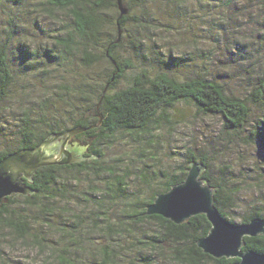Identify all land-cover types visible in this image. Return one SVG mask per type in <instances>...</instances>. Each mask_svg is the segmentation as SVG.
<instances>
[{"label": "trees", "instance_id": "1", "mask_svg": "<svg viewBox=\"0 0 264 264\" xmlns=\"http://www.w3.org/2000/svg\"><path fill=\"white\" fill-rule=\"evenodd\" d=\"M123 1L129 13L118 23V0H0V160L51 134L89 128L72 140L87 147L88 159L39 168L27 182L34 192L9 196L0 207L1 264L20 246L36 250L39 264H233L239 259L215 258L197 245L211 228L205 214L181 224L146 214L159 194L185 180L192 162L205 166L202 178L227 220L264 218V61L259 64L260 51L244 35L253 22L247 3L258 0ZM36 7L59 20V33L50 36L40 23L31 33L27 24ZM220 8L221 16L215 14ZM27 29L33 36L40 29L52 45L34 44ZM171 31L195 43L225 41L226 74L208 69L203 48L190 59L189 52L174 54L181 44L164 48L159 41ZM128 39L143 66L126 50ZM75 62L94 74L77 73ZM239 69L253 86L247 96L221 80L241 78ZM132 70L138 71L120 86ZM209 118L223 122L221 134L210 131L187 146L178 164L160 165L165 133ZM251 121L246 140L262 155L253 172L236 167L221 146L225 132L248 130ZM126 134L145 136L132 141L136 156H110L107 148ZM249 190L255 195L244 206L241 196ZM243 249L264 252V235L246 236Z\"/></svg>", "mask_w": 264, "mask_h": 264}, {"label": "water", "instance_id": "2", "mask_svg": "<svg viewBox=\"0 0 264 264\" xmlns=\"http://www.w3.org/2000/svg\"><path fill=\"white\" fill-rule=\"evenodd\" d=\"M118 6L121 13L119 23L129 13V8L123 0H118ZM119 34H122L121 29ZM103 118L101 114L98 126L102 125ZM87 129L72 128L51 134L37 146L12 152L0 160V207L9 196L32 194L34 189L27 182L34 181L39 168L70 165L88 159L85 156L86 146L72 141L75 135ZM204 170L203 164L192 162L185 180L159 194L153 203L148 204L146 214H159L177 224L195 215L205 214L211 228L197 242L205 253L215 258H238L233 264H264V252L243 249L246 236L264 235V218H255L248 223H232L222 216L215 206V190L202 178Z\"/></svg>", "mask_w": 264, "mask_h": 264}, {"label": "rangeland", "instance_id": "3", "mask_svg": "<svg viewBox=\"0 0 264 264\" xmlns=\"http://www.w3.org/2000/svg\"><path fill=\"white\" fill-rule=\"evenodd\" d=\"M31 1L35 2V1H40V0H31ZM44 1H46V0H44ZM262 2H264V0L263 1L258 0V2H256V3L255 2L254 3L253 2L247 3L250 7V11H253L252 12L253 16H251V15L248 16L249 19L252 17L253 22L247 26L248 27L247 33L244 31V35H246V37L249 38L248 41L251 42L253 40L252 41V43L254 42L253 47H256L260 51V53L256 52V54L260 55V58L258 60L259 64H260V62L264 61V5L262 4ZM194 8L197 9V7L193 6L192 9H194ZM36 10L37 11H35V10L32 11L33 12L32 17L30 18L29 24H27V28H29L31 30V33L33 31L32 28H35V25L37 23L38 24L40 23L44 26V28H47L49 31L48 34H50V36L52 34L58 32V28L61 25L59 20L57 19V22H56L55 19H53L46 12L41 11L40 8L36 7ZM224 12L225 11L220 8V9L216 10L215 14H218L219 16H221V15H223ZM256 13L262 14L259 17V19H257L256 16L254 15ZM37 17H38V19H37ZM59 17L60 18L63 17L66 19V21H69V18L64 17L63 13H61V12H59ZM199 20H200L199 23H201V21H203L202 19H199ZM241 20L242 19L239 17L238 23H240ZM261 24H263V25L261 26ZM30 25H31V27H30ZM134 28L135 27H132V31H134ZM169 28H173V27L170 26ZM259 29L263 32L258 33ZM186 30H187V32H190V30L188 28ZM26 31H27V33L29 32L28 29ZM38 31H39V33H38L39 35H35V36H33L32 34H29L30 32L28 33L30 35L31 41L33 40L34 44L42 43V44H46V45L51 46L52 42H53V40H51L52 37L48 38V35L44 36L43 33L40 31V29H38ZM124 34H123V36H124ZM179 35H181V37L176 38V34L174 32H172V31L168 32V33L164 32L163 38L165 40L159 41V42L162 43L164 48H166L168 46V44H170L172 42L181 44L182 46H181L180 50H174V54L180 55L183 52H189V59L194 57V55L196 53L200 52V49L203 48L204 52L206 53V55H205V53L203 52L204 55L206 56L205 65L208 67V69L217 76H220V74H226V72H224V70L222 69V67L225 68L224 62L226 61V57L224 58V53H223V49H222L223 45L225 44V41L211 44V43H209V41L200 42V40H199L198 43H195V42H193V40L186 38V36L188 34L180 31ZM129 39L131 41V38H129ZM129 39L124 43L126 50L132 54L134 61L137 62V64H139V66H143V64H145V61H143L141 56L138 55V54H140V52H137L138 53L137 54V53H135V51H133L131 49V47H130L131 42L129 41ZM182 43H184V44H182ZM225 46H226V44H225ZM30 49L31 50L33 49L31 43H30ZM200 60L203 61L204 59H200ZM141 61H143V62H141ZM202 63H204V62H202ZM235 69H236V66L234 65V68L230 69L229 71H233ZM75 70L79 74L88 73V75H90V76L93 75L95 72V71L90 72L89 70L85 69L81 65V63H78V64L76 63V69ZM136 71H138V70L130 71L128 76L120 83V86L123 87V86H126L127 84H129V81L132 79L133 75L136 74ZM237 71L240 73V75H242L241 78H239L235 75H232L233 79L226 76L224 78H221V80L225 79L224 83H226V85H228L234 91L238 92L240 95L247 96L249 94L250 90L253 89V86L248 85L247 83L244 82L248 78L244 74H242V69H239ZM251 81L253 83L254 80H251ZM247 90H248V92L246 93ZM240 92H243V93H240ZM38 94H40V93H38ZM34 98H32V99H34ZM189 112L192 116H196L195 115V113H196L195 109H192V110L190 109ZM258 114H260V112L256 111V115H258ZM251 124H252V121L248 125V127H249L248 130L243 129L239 133L238 132L237 133L232 132L230 134L229 132H225V137L223 138V140L225 142H223L224 144H221V146H222L223 151H225L226 156L229 157L236 164V167H238V165H243L244 167L247 168L248 171L253 172L254 169L257 168V165H255V163L259 164V162H257V160L259 158H262V155L258 151L259 146L258 145L253 146V142L248 143L249 140L246 138V135H248L252 129ZM222 126H223V122L219 118H209V119H205L203 121L200 119L199 121L196 120L194 123L192 122L189 124H181V125L178 124L176 127V133L175 134L171 135V134L165 133V135L163 136V141L166 142L167 144L165 146L160 145L158 147L157 154L159 155L158 161H159L160 165L165 166L168 164H172V165L178 164V161H181V160H179L181 157L180 156L181 153L183 154V152L185 151V149L187 148L188 145L193 144V142L200 143L204 139V135L208 134L210 131H212V133H214L215 135H216V133L221 134ZM120 136H121V138L119 140H115L116 141L115 144H112L110 148L109 147L107 148L109 155L112 157H114V155H116V156L124 155L125 152H132L135 155L134 151H136V150L133 147L134 146L133 145L134 142H132L133 139L140 140V141L145 139V136H143L141 134H134L133 137H131L128 134L120 135ZM233 140H234V142L236 141L235 144L232 142ZM76 143L80 144L78 141H76ZM84 148L87 151V148L86 147H84ZM134 159H136V158H134ZM138 164H140V163H138ZM254 195H255V193L252 190H249L248 192L247 191L244 192L241 196L242 197V199H241L242 205L245 206L247 204V201H248L247 199L251 196L253 197ZM239 210L240 211H238V212H240V216H241V214L243 212L241 211V209H239ZM238 212H235V213H238ZM20 248H22V247L20 246L19 249L16 248V250H9L5 253V256L8 255V257H9V259H8L9 264H11V263L12 264H16V263L17 264H39L42 261V257L38 255L36 250H27V249L23 250Z\"/></svg>", "mask_w": 264, "mask_h": 264}]
</instances>
